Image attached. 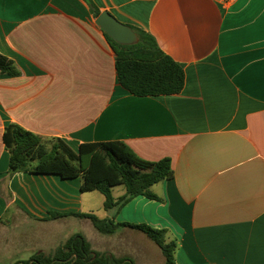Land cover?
<instances>
[{
  "label": "crops",
  "instance_id": "0c3cea01",
  "mask_svg": "<svg viewBox=\"0 0 264 264\" xmlns=\"http://www.w3.org/2000/svg\"><path fill=\"white\" fill-rule=\"evenodd\" d=\"M92 2L151 34L185 87L147 97L123 88L86 0H0V53L20 72L0 71V264L49 255L74 234L132 264L166 261L139 230L104 235L88 218H52L96 207L81 178L10 176L12 123L74 150L122 141L146 160L170 158L174 178L153 187L163 201L136 197L116 221L169 229L177 264H264V0Z\"/></svg>",
  "mask_w": 264,
  "mask_h": 264
},
{
  "label": "trees",
  "instance_id": "16d2710c",
  "mask_svg": "<svg viewBox=\"0 0 264 264\" xmlns=\"http://www.w3.org/2000/svg\"><path fill=\"white\" fill-rule=\"evenodd\" d=\"M100 15L92 0H86ZM139 36L135 45H121L107 39L116 54L119 83L138 97L179 94L185 87L183 67L167 55L156 39L145 31L133 27ZM0 71L18 76L15 64L0 53ZM4 143L10 153L9 174H54L63 179L81 178V191L100 192L104 209L110 213L99 218L93 213L53 214L52 218L76 216L88 218L95 229L104 235L115 233L120 227H129L145 233L161 249L165 264H176L178 240L167 235V229L153 228L147 224H129L116 221L120 209L134 198L144 196L150 200L163 201L153 187L174 178L172 160L165 158L149 161L140 157L122 141L93 142L81 144L78 150L71 148L60 138H44L22 126L12 123L4 133ZM123 186L125 193L116 198L114 188ZM14 264H132L120 258L92 248L82 234H74L53 253H37L29 260Z\"/></svg>",
  "mask_w": 264,
  "mask_h": 264
},
{
  "label": "water",
  "instance_id": "95a60500",
  "mask_svg": "<svg viewBox=\"0 0 264 264\" xmlns=\"http://www.w3.org/2000/svg\"><path fill=\"white\" fill-rule=\"evenodd\" d=\"M103 31L121 45H135L140 39L132 26L115 18L110 12L103 11L96 20Z\"/></svg>",
  "mask_w": 264,
  "mask_h": 264
},
{
  "label": "rangeland",
  "instance_id": "374dc122",
  "mask_svg": "<svg viewBox=\"0 0 264 264\" xmlns=\"http://www.w3.org/2000/svg\"><path fill=\"white\" fill-rule=\"evenodd\" d=\"M123 189H124L123 186L115 187L113 189L114 195L119 196L122 193ZM85 197L86 198L91 197L92 205H95V207H96L93 211L94 212L93 214L97 215L99 218H104V215L106 214V211L104 209V200H105L104 196L100 192L94 191V192L86 193ZM164 214H165V212L161 213L162 218H164ZM153 228H155V227H153ZM167 230L169 231L167 238H168V236L170 238H173V239L176 238L178 240L177 242H178V248H179V239L176 236H174L169 229H167ZM16 232H18V231H16ZM177 252H178V250H177ZM162 260H163V257H162ZM177 261L178 260H177V254H176V264H177ZM10 264H12V263H10ZM156 264H157V262H156Z\"/></svg>",
  "mask_w": 264,
  "mask_h": 264
},
{
  "label": "built area",
  "instance_id": "2783aa9c",
  "mask_svg": "<svg viewBox=\"0 0 264 264\" xmlns=\"http://www.w3.org/2000/svg\"><path fill=\"white\" fill-rule=\"evenodd\" d=\"M232 1H236V0H232Z\"/></svg>",
  "mask_w": 264,
  "mask_h": 264
}]
</instances>
